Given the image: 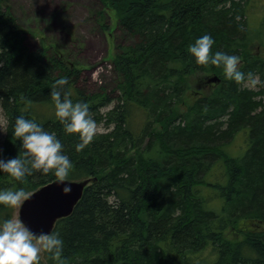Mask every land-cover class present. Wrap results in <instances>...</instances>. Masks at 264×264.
I'll return each instance as SVG.
<instances>
[{
    "label": "trees",
    "instance_id": "1",
    "mask_svg": "<svg viewBox=\"0 0 264 264\" xmlns=\"http://www.w3.org/2000/svg\"><path fill=\"white\" fill-rule=\"evenodd\" d=\"M252 1L102 0L133 38L115 45L111 64L119 79L107 92L81 84V67L59 52L30 48L0 0V158L21 155L13 131L23 115L61 141L73 164L69 180L94 178L51 231L64 241L66 264H264V102L257 96L264 85L255 93L188 52L209 34L213 54L239 56L240 70L264 81V56L246 52L264 38L261 22L251 28L253 17L262 19L250 16ZM212 73L220 81L176 112L192 76ZM58 79L107 127L79 151V134L66 133L55 116L50 91ZM240 131L245 149L232 153L226 146ZM53 179L37 172L16 181L0 171V190L30 193ZM214 198L219 206L211 205ZM15 212L0 205V223ZM240 222L241 238L232 241L228 231ZM40 264L56 261L42 252Z\"/></svg>",
    "mask_w": 264,
    "mask_h": 264
},
{
    "label": "clouds",
    "instance_id": "2",
    "mask_svg": "<svg viewBox=\"0 0 264 264\" xmlns=\"http://www.w3.org/2000/svg\"><path fill=\"white\" fill-rule=\"evenodd\" d=\"M213 44L211 35L205 34L188 47V52L195 57L198 65L223 67L227 80L237 84L246 83L249 87L264 85V81H260L252 72L244 73L240 70L239 56L223 51L213 54ZM67 83L66 79L56 80L50 95L54 102L55 116L63 125L64 131L79 134L80 143L76 145V150L79 151L93 141L98 125L90 114L88 103L73 102L71 94L64 91ZM13 136L21 142L22 153L8 159L0 158V171L9 174L16 181H23L26 176L37 172L53 173L58 183L68 179L73 164L64 154L63 145L54 133L45 131L35 121L20 115L15 120ZM61 191L67 194L71 188L64 186ZM30 198L31 194L22 187L0 190V205L10 208L18 209ZM63 246L64 241L58 232L34 234L18 216L0 223V264H40L42 252L48 253L56 264H66L62 259Z\"/></svg>",
    "mask_w": 264,
    "mask_h": 264
},
{
    "label": "rangeland",
    "instance_id": "3",
    "mask_svg": "<svg viewBox=\"0 0 264 264\" xmlns=\"http://www.w3.org/2000/svg\"><path fill=\"white\" fill-rule=\"evenodd\" d=\"M1 2L9 7L17 25L23 30L25 43L30 48L45 46L50 52H59L69 63L80 66L79 82L89 87V90L98 91L104 88L109 92L115 87L119 79L111 64L115 45L130 43L133 38L120 29L114 11L109 9L102 0H1ZM251 3L253 4L251 6L253 13L250 16L252 14H255L257 18L262 16L258 22V19L253 17L251 28L256 29L258 23L261 22L258 31L263 34L264 0H253ZM102 17L101 23L105 26L104 28L100 24ZM246 52H257L264 56V38L263 42L258 40L251 42ZM195 77L192 76L193 81ZM244 85L249 87L246 83ZM262 87L263 85H257L249 87V89L257 93ZM202 89L204 88L199 91L195 86H191L188 90L189 97L186 96L176 104V112H181L185 106L190 105L194 100L195 92L199 91V95L196 93V97L206 93V90ZM257 96L261 97L264 102L263 93L257 94ZM107 108L104 107L101 111H105ZM223 117L226 120L228 116L224 115ZM97 125V133L107 130L102 122ZM5 127L6 117L0 106V138L5 136ZM156 127L158 128V126ZM243 140H245L243 131H240L235 134L226 148L232 153H237L240 148L245 149ZM209 192H211V188ZM211 205L219 206V199L214 198ZM14 216H16V212ZM241 228H243L241 222L231 228L228 231V238L232 241L241 238Z\"/></svg>",
    "mask_w": 264,
    "mask_h": 264
},
{
    "label": "water",
    "instance_id": "4",
    "mask_svg": "<svg viewBox=\"0 0 264 264\" xmlns=\"http://www.w3.org/2000/svg\"><path fill=\"white\" fill-rule=\"evenodd\" d=\"M241 63V59H240ZM220 81L218 75L212 73L199 76L194 85L196 90L210 87ZM94 178H84L80 180L67 179L63 183H58L57 178L42 184L32 192L31 198L24 201L22 206L16 209V216L34 233H50L60 218L68 216L78 200L83 189ZM64 186L71 188L67 194L61 189Z\"/></svg>",
    "mask_w": 264,
    "mask_h": 264
},
{
    "label": "flooded vegetation",
    "instance_id": "5",
    "mask_svg": "<svg viewBox=\"0 0 264 264\" xmlns=\"http://www.w3.org/2000/svg\"><path fill=\"white\" fill-rule=\"evenodd\" d=\"M195 82H196V80H194V82H193V86L197 83V82H196V83H195ZM207 89H208V87H206V88H204V89H202V90H207ZM200 90H201V89H200ZM200 90H199V91H200ZM199 91H198V92H199ZM198 92H196V93H198Z\"/></svg>",
    "mask_w": 264,
    "mask_h": 264
}]
</instances>
